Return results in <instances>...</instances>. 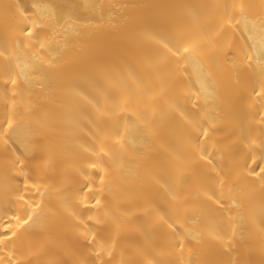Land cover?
<instances>
[{"label": "bare ground", "instance_id": "bare-ground-1", "mask_svg": "<svg viewBox=\"0 0 264 264\" xmlns=\"http://www.w3.org/2000/svg\"><path fill=\"white\" fill-rule=\"evenodd\" d=\"M0 264H264V0H0Z\"/></svg>", "mask_w": 264, "mask_h": 264}]
</instances>
